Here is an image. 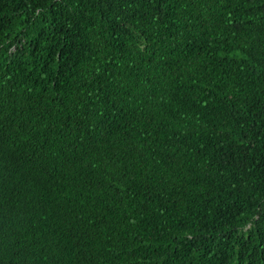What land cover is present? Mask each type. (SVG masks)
Returning a JSON list of instances; mask_svg holds the SVG:
<instances>
[{
	"label": "trees",
	"instance_id": "1",
	"mask_svg": "<svg viewBox=\"0 0 264 264\" xmlns=\"http://www.w3.org/2000/svg\"><path fill=\"white\" fill-rule=\"evenodd\" d=\"M0 264H264V0H0Z\"/></svg>",
	"mask_w": 264,
	"mask_h": 264
}]
</instances>
